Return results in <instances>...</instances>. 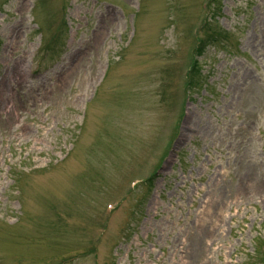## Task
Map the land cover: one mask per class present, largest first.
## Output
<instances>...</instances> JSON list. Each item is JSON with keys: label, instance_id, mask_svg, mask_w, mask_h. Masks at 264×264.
Returning a JSON list of instances; mask_svg holds the SVG:
<instances>
[{"label": "rangeland", "instance_id": "obj_1", "mask_svg": "<svg viewBox=\"0 0 264 264\" xmlns=\"http://www.w3.org/2000/svg\"><path fill=\"white\" fill-rule=\"evenodd\" d=\"M256 237L264 0H0V264H257Z\"/></svg>", "mask_w": 264, "mask_h": 264}, {"label": "trees", "instance_id": "obj_2", "mask_svg": "<svg viewBox=\"0 0 264 264\" xmlns=\"http://www.w3.org/2000/svg\"><path fill=\"white\" fill-rule=\"evenodd\" d=\"M66 31H67L66 23H65L64 20H62V24L59 27L58 32H57V36L58 37L57 36L55 37L54 43L50 45L51 47L48 46V47H50L49 50L51 52H56L55 50H53V48L55 49L56 45L58 44V41H59L60 37L62 38L63 33L65 34ZM198 44H200V45H199V47L196 48V52L198 54H200L202 52L203 48L205 47L204 45H206V44H205L204 40H198ZM192 68H193V71L197 72L196 63L195 62L193 64ZM255 254H256V256L259 255L260 254V249H258V251H256Z\"/></svg>", "mask_w": 264, "mask_h": 264}]
</instances>
